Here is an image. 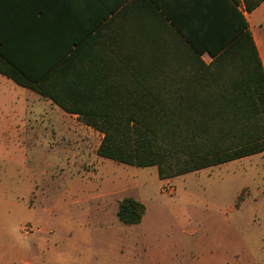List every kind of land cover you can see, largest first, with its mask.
I'll use <instances>...</instances> for the list:
<instances>
[{"label": "rangeland", "instance_id": "374dc122", "mask_svg": "<svg viewBox=\"0 0 264 264\" xmlns=\"http://www.w3.org/2000/svg\"><path fill=\"white\" fill-rule=\"evenodd\" d=\"M264 33V32H263ZM0 84V264H264L259 152L159 178L96 154L102 133ZM11 124L12 126H9ZM125 197L144 205L126 224Z\"/></svg>", "mask_w": 264, "mask_h": 264}, {"label": "trees", "instance_id": "16d2710c", "mask_svg": "<svg viewBox=\"0 0 264 264\" xmlns=\"http://www.w3.org/2000/svg\"><path fill=\"white\" fill-rule=\"evenodd\" d=\"M261 1L244 0L246 10ZM175 28L179 40L140 53L136 61L127 55L124 76L131 81L85 86L71 78L67 48L44 68L17 64L0 21V73L102 133L98 156L156 166L161 179L264 151V69L245 19L215 48L193 45ZM203 50L212 56L209 63L200 58ZM143 213V203L132 197L118 204L123 223H138Z\"/></svg>", "mask_w": 264, "mask_h": 264}, {"label": "crops", "instance_id": "0c3cea01", "mask_svg": "<svg viewBox=\"0 0 264 264\" xmlns=\"http://www.w3.org/2000/svg\"><path fill=\"white\" fill-rule=\"evenodd\" d=\"M241 18L252 34L264 69V0L249 12L244 0H0V21L9 56L17 64L36 70L46 67L48 59L67 48L72 53L71 78L85 86H116L131 81L132 76H124L127 55L136 61L140 53L179 40L176 26L193 45L215 48L235 35ZM200 58L205 63L212 60L208 50H203ZM1 83L8 87L16 84L0 73ZM23 88L22 94L8 97V101L44 98L62 115L76 116ZM16 109L0 104L2 114ZM260 174L264 185L263 167ZM260 206L264 207V195Z\"/></svg>", "mask_w": 264, "mask_h": 264}]
</instances>
